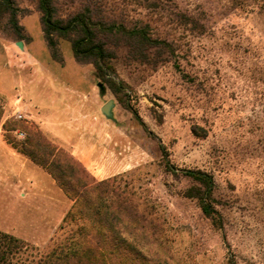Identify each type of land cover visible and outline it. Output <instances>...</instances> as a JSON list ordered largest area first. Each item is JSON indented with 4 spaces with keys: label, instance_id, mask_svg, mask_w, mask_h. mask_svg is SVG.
<instances>
[{
    "label": "rangeland",
    "instance_id": "1",
    "mask_svg": "<svg viewBox=\"0 0 264 264\" xmlns=\"http://www.w3.org/2000/svg\"><path fill=\"white\" fill-rule=\"evenodd\" d=\"M54 4L64 19L91 7L96 18L129 28L149 26L153 38L171 44L173 53L152 49L143 61L141 50L121 39L118 58L109 63L111 86L98 78L92 64L75 60L68 41L59 40L65 63L54 61L38 1L17 0L25 40L3 25L0 29V45L14 50L16 62L9 69L18 80L6 78L0 92V231L36 248L37 263L60 243L80 240L76 232L84 223L78 207V223L60 229L75 202L39 165L47 179L40 189L28 183L32 175L20 169L22 158L16 154L26 139L17 137L15 125L26 135L40 132L78 161L87 158L90 166L79 162L91 176L111 181L113 198L126 201L140 218L130 228L146 258L140 264H264V3ZM83 96L89 97L87 119L81 132L73 131L69 125L80 123L68 105ZM109 101L114 102L112 118L102 112ZM17 112L28 119L17 121ZM41 121L58 130L69 127L72 133L62 141L47 133ZM197 170L214 179L213 217L189 196L200 186L187 172ZM86 227L90 234L98 232L95 222Z\"/></svg>",
    "mask_w": 264,
    "mask_h": 264
},
{
    "label": "trees",
    "instance_id": "2",
    "mask_svg": "<svg viewBox=\"0 0 264 264\" xmlns=\"http://www.w3.org/2000/svg\"><path fill=\"white\" fill-rule=\"evenodd\" d=\"M36 1L42 13V29L52 59L62 65L65 63L59 49V40L68 41L75 60L80 64H92L98 78L111 86L114 82L108 75L109 63L118 58L117 50L122 45L121 39L128 41L127 46L141 50L140 58L143 61L149 60L148 51L152 49L164 47L173 53L171 44L153 38L149 26L129 28L124 23L110 22L102 17L96 18L91 7H86L82 12L64 19L57 16L54 0ZM261 1L264 3V0ZM20 12L17 0H0V29L3 25L5 29L16 33L19 40H25V29L19 24L18 19ZM134 115L139 119L135 111ZM1 119L0 111V123ZM17 129L19 128L14 125V130ZM18 152L46 170L68 198L75 202L60 229L64 231L72 224L78 223L76 216L78 207H82L79 216L84 223L76 232L80 240L63 246L60 243L49 254L41 256L37 263L34 261L39 252L36 248L0 231V264L146 262L145 256L136 245L133 231L135 229L130 230L131 227L138 226L140 218L126 201H121L118 197L113 198L116 194L111 188V181L98 182L72 154L47 140L40 132L29 131L24 146ZM187 176L200 186L197 194H192L193 189L189 196L199 200L201 209L207 217H213L217 213L212 205L215 189L213 177L200 170L189 171ZM90 221L95 222L98 232L90 234L87 231L86 223ZM119 225L128 231L123 232ZM125 233L128 235H124Z\"/></svg>",
    "mask_w": 264,
    "mask_h": 264
},
{
    "label": "crops",
    "instance_id": "3",
    "mask_svg": "<svg viewBox=\"0 0 264 264\" xmlns=\"http://www.w3.org/2000/svg\"><path fill=\"white\" fill-rule=\"evenodd\" d=\"M24 53H27V46H24ZM0 55L2 56V60L0 61V92L2 91V86L4 84V81L6 78L10 79V81L13 83H17L18 80L16 78H14L15 76L13 74H11V69H9V65H13V63H15L16 61L14 60V50L12 47L6 45L5 43H2L0 45ZM12 75V76H11ZM11 76V77H10ZM97 91L95 88V95L94 98L97 95ZM89 97L87 96H83V98L81 100H77L72 101L69 105H68V109H70L72 111L73 116L76 117V121L80 123V126L76 127L75 122L71 123L69 125V127L71 129H73V131H79L81 132V129H83L86 119H87V115L85 113L86 109L88 108V101ZM43 123V121H41ZM44 127L47 131V133H49L50 135H52L55 138H58L62 141H66L69 136L70 133H72V131L69 130V127H67V129L64 130H58L53 124L49 123H43ZM7 150H9L11 153H16L13 151L12 148H10L7 145L1 146ZM79 148V147H78ZM78 153V152H77ZM18 155L21 156V163H20V169H22L23 171H25L28 175H32V180H28V183L31 185H36L37 187H39V189L41 188V184L44 180H46L49 175L47 172L46 174H42V172L38 169V166L33 163L29 158L23 156L20 153H16ZM79 154V153H78ZM79 161H81L83 164H85V166H90L88 163L87 158L83 157V158H79ZM36 166H33V165ZM45 173V172H44ZM52 179L53 177L51 175H49ZM54 183L55 180H52ZM38 191V190H37ZM42 192V190H40Z\"/></svg>",
    "mask_w": 264,
    "mask_h": 264
},
{
    "label": "built area",
    "instance_id": "4",
    "mask_svg": "<svg viewBox=\"0 0 264 264\" xmlns=\"http://www.w3.org/2000/svg\"><path fill=\"white\" fill-rule=\"evenodd\" d=\"M15 119L17 121H26L28 119V116L22 112H17L15 114ZM15 133L20 140H25L27 137L26 133L20 129L16 130Z\"/></svg>",
    "mask_w": 264,
    "mask_h": 264
},
{
    "label": "water",
    "instance_id": "5",
    "mask_svg": "<svg viewBox=\"0 0 264 264\" xmlns=\"http://www.w3.org/2000/svg\"><path fill=\"white\" fill-rule=\"evenodd\" d=\"M19 46L23 47V44L19 43ZM98 86H99L101 91L105 90V87L102 83H99ZM113 105H114V102L109 101L102 109L103 114L108 118H112L111 109H112Z\"/></svg>",
    "mask_w": 264,
    "mask_h": 264
}]
</instances>
